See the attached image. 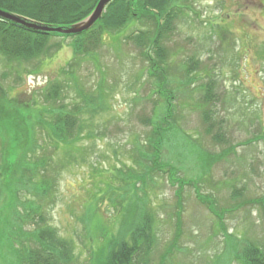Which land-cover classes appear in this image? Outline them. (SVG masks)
Segmentation results:
<instances>
[{
    "label": "rangeland",
    "instance_id": "374dc122",
    "mask_svg": "<svg viewBox=\"0 0 264 264\" xmlns=\"http://www.w3.org/2000/svg\"><path fill=\"white\" fill-rule=\"evenodd\" d=\"M181 1L180 6L189 8L180 13L164 44L166 89L174 103L171 124L163 116L166 129L160 136L162 143L169 140L161 165L175 167L184 183L181 198L165 175L153 172L151 158H140L141 150L149 154L142 145L152 134L149 122L140 119L153 114L159 97L152 93L154 80L139 48L108 33L96 53L77 59L74 72L99 109L94 117H84L85 126L98 135H83L65 149L49 148L56 194L46 208L50 226L72 242L79 264H94L104 229L109 237L117 234L137 197L147 198L159 239L150 264L160 263L171 244L175 249L166 264H241L230 244L249 239L264 247V0ZM48 42L50 55L22 65L7 64L0 56V166L10 147L8 136L15 132L5 122L13 103L25 109L17 134L21 146L33 147V135L38 144L51 146L45 144L50 138L44 135L34 100L41 108L52 107L41 89L49 81L66 82L74 54L72 38L52 37ZM17 67L23 69L20 79L13 72ZM212 81L216 94L209 102L204 86ZM66 94L69 105L78 98L74 88ZM204 109L211 110L221 137L206 134ZM41 153H34L33 164ZM20 157L27 162L30 154L21 152ZM71 157L80 160L71 162ZM4 170L12 193L17 170ZM133 171L141 175L139 181L129 179ZM1 194L4 204L9 193ZM21 196L23 211L32 196ZM15 197L12 193L8 203L14 205ZM203 197L212 200L215 213ZM87 217L94 219L89 223ZM33 228L30 222L27 229ZM5 255L1 246L0 264H9Z\"/></svg>",
    "mask_w": 264,
    "mask_h": 264
},
{
    "label": "trees",
    "instance_id": "16d2710c",
    "mask_svg": "<svg viewBox=\"0 0 264 264\" xmlns=\"http://www.w3.org/2000/svg\"><path fill=\"white\" fill-rule=\"evenodd\" d=\"M99 2L100 0H0V10L46 26L70 27L87 19ZM181 2V0H112L102 17L90 29L74 35L44 34L0 17V56L7 64L22 65L38 57H47L51 54L48 40L52 37L72 38L74 54L73 60L68 65L70 71L65 73L69 75L66 82L49 81L48 85L41 89L44 101L48 103L47 106L52 107L41 108L38 100H34L36 110L40 109L41 116L38 118L39 123L42 122L46 130L44 135L50 138L45 144L51 146L44 147L38 144V138L34 135L33 147H29L28 144L21 146L17 134L21 129L20 119L25 109L21 106L15 108L14 103L6 109L8 119L5 122L10 129L15 127V132L12 131L8 136L10 147L6 153L5 162L0 166V224H2L0 241L3 239L0 247L2 246L6 255L8 254L9 264H79L72 242L50 226L47 219L48 201L55 198L56 194V180L49 172L52 159L48 157V152L51 147L61 150L76 145L83 135L89 137L98 135L95 130L86 128V119L84 120L87 115L91 114L93 117L97 115L99 112L97 101L93 99L74 71L77 59L96 53L104 44L105 35L108 33L118 35L126 42H133L149 65L148 73L154 80L152 93L159 98L155 102L153 114L147 119L140 120L149 122L152 127V134L150 133L147 137L146 146L143 144L142 148L147 149L149 154L152 152L154 156L151 157L152 155L141 150L140 158H151L153 172L165 175L170 184L175 187V196L181 198L180 189L184 183L178 177L175 167L170 166L171 164L162 166L160 161L169 142L168 138L164 143L160 141L161 133L166 129L163 126L164 117L168 121L166 125H170L174 103L171 92L166 89L169 68L164 65L166 63L164 44L174 31L175 21L180 13L189 8L180 6ZM122 30L126 31L124 35L121 34ZM199 62L197 60V63ZM13 70L20 79L23 69L17 67ZM70 88H74L78 96L71 105L65 102L68 98L65 97L68 95L66 89ZM204 89L205 99L212 102L216 94L214 82L205 83ZM202 114L204 122L209 124L206 134L213 138L221 137L215 132L217 122L213 119L211 110L204 109ZM36 151L42 153L40 156H35L37 162L33 164ZM21 152L25 156L30 154L29 161L24 162L22 157L19 158ZM79 160L80 157H71V162ZM3 167L6 171L13 167L17 170V186L12 190L17 200L14 205L8 203L12 193L9 192L11 190L5 183L6 172ZM140 177V174L136 176L133 171L129 179L139 181ZM148 179L150 180V177L147 180L144 179L145 185ZM2 191L9 193V199L5 194L3 201L5 205L1 204ZM21 192L30 193L32 196L30 200L25 201L23 211L20 207L22 201H19L22 200ZM196 192L201 194L197 189ZM236 192L234 194L239 195V192ZM145 199L147 198L137 197L132 200L134 210L123 216V223L117 234L109 237L106 228L104 229V234L101 235L104 239L103 247L94 254L92 259L95 261L94 264H150L152 262L159 239L155 232L154 216L150 208L146 207ZM203 199L215 213L212 200L208 197ZM175 206L178 211L181 210L178 203ZM127 210L129 212V209ZM5 212L12 213L10 218H5ZM93 219V217H87V222L91 223ZM30 222L34 227L30 229L31 231L27 229ZM225 234L227 237L228 233ZM230 245L233 256L241 264H264V247L255 241L246 239L244 242ZM174 249L172 244L167 247L161 253L163 254L161 262L157 264H166L165 260L170 257Z\"/></svg>",
    "mask_w": 264,
    "mask_h": 264
},
{
    "label": "water",
    "instance_id": "95a60500",
    "mask_svg": "<svg viewBox=\"0 0 264 264\" xmlns=\"http://www.w3.org/2000/svg\"><path fill=\"white\" fill-rule=\"evenodd\" d=\"M111 1L112 0H100L93 13L87 19L70 27L46 26L29 19H25L21 16L4 12L2 10H0V17L10 20L16 24L23 25L28 28H32L34 30L40 31L44 34L59 33L63 35H74L90 29L102 17V15L106 10L107 5Z\"/></svg>",
    "mask_w": 264,
    "mask_h": 264
}]
</instances>
